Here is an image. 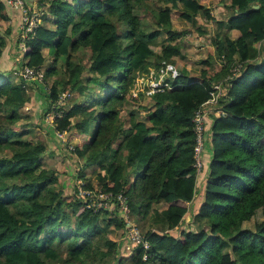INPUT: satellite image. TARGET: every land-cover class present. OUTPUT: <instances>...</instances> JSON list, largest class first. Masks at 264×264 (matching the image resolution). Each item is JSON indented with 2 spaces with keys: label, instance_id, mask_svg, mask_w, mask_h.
I'll list each match as a JSON object with an SVG mask.
<instances>
[{
  "label": "trees",
  "instance_id": "16d2710c",
  "mask_svg": "<svg viewBox=\"0 0 264 264\" xmlns=\"http://www.w3.org/2000/svg\"><path fill=\"white\" fill-rule=\"evenodd\" d=\"M155 1L157 9L152 0H42L47 16L27 40L22 64L43 67L47 81L59 75L62 62L61 77L45 96L47 110L62 93H77L82 101L64 107L53 130L43 121L44 130L53 137L55 129L66 131L77 141L83 170L95 166L91 176L79 172L87 188L124 193L125 213L138 225L157 210L166 232L145 231L148 251L138 246L131 255L121 253L120 235L129 230L125 218L116 210L87 209L75 191L66 195L56 170L42 164L46 144L29 138V125H17L30 95L0 75V264H264V219L254 229L245 227L259 210L264 218V0H213L231 13L219 21L212 0ZM9 12L0 0V23ZM144 13L148 26H142ZM198 15L216 26L215 55L203 57L192 74L175 65L187 31L174 28L173 17L209 35ZM9 34L0 33V57ZM160 37L165 39L156 52L152 45ZM45 50L51 56L47 68ZM86 51L88 63H76ZM163 63L178 70L169 79L172 88L132 94L138 75ZM218 83L224 114L212 115L207 127V182L195 216L203 225L173 234L184 224L204 172H195L192 118ZM127 104L137 113L124 116Z\"/></svg>",
  "mask_w": 264,
  "mask_h": 264
},
{
  "label": "built area",
  "instance_id": "2783aa9c",
  "mask_svg": "<svg viewBox=\"0 0 264 264\" xmlns=\"http://www.w3.org/2000/svg\"><path fill=\"white\" fill-rule=\"evenodd\" d=\"M6 4L20 12L21 19L19 24L18 35V49L20 54L25 53L26 42L36 36L37 29L41 24V17L45 14V7H42L38 3H29L27 0H6ZM24 59L22 60V62ZM237 70V69H236ZM235 73V72H234ZM178 70L171 64L163 63V66L159 70L150 69L149 73L138 75L135 81L144 77H148V82H143L141 87H138V91H132V94L137 95L140 91L146 96L157 91H163L164 88H172L169 83V79H174L178 75ZM20 76V84L24 89H28L32 83L39 85H45V71L41 67H33L26 64H22L21 69L18 71ZM50 92V91H49ZM48 92V93H49ZM224 93V89L221 84L214 85V91L211 94V98L204 102L195 112L192 118L193 132L195 137L194 147V167L197 176L204 170V163L202 154L206 147L207 141V127L212 115L219 116L224 114L219 108V98ZM69 93H62L58 100L52 105V110H49L46 114L45 121L51 125H54L56 119L63 117V108L65 107L66 100L69 97ZM56 137L61 140L69 153L75 155V145L72 140L69 139L66 131H59L55 129ZM60 141V142H61ZM73 191L76 196L83 202L85 207L90 210L100 211H119L120 215L125 218L129 230L123 238L119 239V248L121 253L131 255L133 249L138 246H142L145 251L150 249V243L146 237V233L140 229L138 225L130 221L125 213L127 206V198L124 193H113L105 191L101 187L96 186L94 188H87L85 186L84 177H81L79 172L77 173L73 182ZM147 253L143 255V260H147Z\"/></svg>",
  "mask_w": 264,
  "mask_h": 264
},
{
  "label": "crops",
  "instance_id": "0c3cea01",
  "mask_svg": "<svg viewBox=\"0 0 264 264\" xmlns=\"http://www.w3.org/2000/svg\"><path fill=\"white\" fill-rule=\"evenodd\" d=\"M41 1L42 0H27V2H29V3L35 2L38 4ZM9 9H10V12H9L10 19L8 21H3L0 23V33L1 34L6 35L7 30L10 29V34L6 38V41H7L6 46L3 50L2 56L0 57V75L6 76L10 73H13L14 78L12 79V82L16 83V84H20L21 80H20V76L18 75V71L21 69L22 63H20L18 61L17 56L18 57L20 56V59L22 62L23 55L18 53V50L16 49L17 42H15V41H16V39L18 40L19 24H20L21 15H20V12L16 9H13L11 7H9ZM51 19H53V18H51ZM197 19H198V17H197ZM207 22H211V21H207ZM50 23H51V20H50V22L47 23V25H49V27H53ZM198 25H200V24H198ZM203 26H206V25H203ZM199 35H201V34H199ZM205 35H207V34H204V36ZM256 44H258V45H256ZM254 46L256 48H258L259 43H255ZM15 49L17 51L16 54H15ZM44 53H45V56L47 57L48 56V50H45ZM77 55H76L75 60H74L76 63L84 60L82 58L81 54H77ZM82 63L85 64V61H83ZM61 65H62V63L58 64V68L60 69V73L58 76L56 75L53 77L54 80L61 77V74H62V69H61L62 66ZM214 70H217V69H215V67H214ZM6 77H8V76H6ZM32 85H34V84H30L29 88ZM36 87H37V90H29V88L26 90V92L31 97V101L26 103V105L24 106L23 111H22L23 113H21L22 118L18 122V124H20V125L17 124L21 128L25 125H29V128H30L29 133L30 134L34 132V129H31V128L36 127L38 129L39 122H37V121L40 118L39 117L40 116L39 111L42 110V106L44 103L43 101H39V100H41L39 97V94L44 93L43 89H40L43 87V85H41V86L37 85ZM46 94H47V92L45 91V93L43 95L44 101L46 99V97H45ZM71 100H72V102L74 100L75 101L76 100L82 101V97L79 96L77 93L71 92L68 99L66 100V104L69 105ZM30 110H33V111H30ZM71 121L73 122L72 119H71ZM47 126L52 130L54 129V125H50L51 127L49 125H47ZM43 131H45V130L43 129ZM43 131L40 130V133L38 134V139H37V140H41L42 142H44L47 146L46 153L41 157L42 164L47 169L56 170L57 175L59 176V182L62 186V189H63V186L67 185L66 182L69 181L70 185L66 186V189L69 190V188H73V182H74V179H75L77 173L81 172L83 170V168H82L83 163H84L83 159H85V158L84 157L83 158L76 157L77 161H75L76 159H68V160H64V162L62 161L60 164L56 163L54 161L55 160L54 159L55 153H57V155L62 154V156H65V155H63V154H65L64 152H66L68 154H71V153L68 152L66 147L62 144L63 142L61 140H59L56 137V135H54V137H53V135L48 136V134L46 135L45 133L43 135L42 134ZM29 138L32 139L30 136H29ZM56 160H58V159H56ZM208 162H209V156L207 157L206 167H207ZM72 163H74V164H72ZM94 168H95V166H89V167L85 168L83 170V174L85 176H89L92 173L90 171H93ZM59 169L65 171V172L59 173L57 171ZM206 182H207V176H206V172L204 170L202 177L198 179V183L196 185L195 198H194L193 202L191 203V205L189 206L188 213L184 217L185 222L179 228L175 229L174 232L180 233L181 230H183L185 228H194L193 225L191 224V221H189V220L193 216V214H195V216H196L198 213L199 206H200V204L203 200V197H204ZM150 216H154L155 218L161 217L162 223H161L160 227L164 226L163 229L166 228L164 225V221L162 219V216L157 210H154V212L150 213L147 221H149ZM197 220L201 221L198 218H197ZM201 222L203 223V221H201ZM133 223H135V222H133ZM183 225H184V227H183ZM196 227L198 228L199 226H196ZM159 229L151 228V231L158 232V233L166 232V229L162 230V231H160ZM144 231H148V230H144ZM167 232H169V231H167ZM178 233H176V234H178ZM125 234H126V232L121 234L120 238H123Z\"/></svg>",
  "mask_w": 264,
  "mask_h": 264
},
{
  "label": "rangeland",
  "instance_id": "374dc122",
  "mask_svg": "<svg viewBox=\"0 0 264 264\" xmlns=\"http://www.w3.org/2000/svg\"><path fill=\"white\" fill-rule=\"evenodd\" d=\"M152 2H153V6L152 7L154 9H157V7L160 4H158L155 0H152ZM210 5L212 6V12L211 13L213 14L214 20H216V21L226 20L231 15L230 10L227 7H225V4H223V3L218 4L217 2H214L212 0L210 2ZM44 16H47V11L46 10H45V14L41 17V20H42V18ZM142 21H143L142 22V26H148L150 24V21H148V18L145 16V13L143 14ZM197 21H198L197 22L198 24L206 25V27L209 28V32H210L209 35H205V36L204 35H199V33L196 31V29L193 26H191L189 23L184 21L182 18H180L178 16H174L173 17V26H174V28H176L178 31H187L186 34L184 35L183 40L180 41V44L182 46L183 56L180 57V58H175V60L177 61L175 65L178 68V70H179V67H182V66L188 67L190 73H192V74H197L199 72V70L201 68L200 61L203 59V57H206L209 54H214L215 55V46L211 42V37L216 32V26L212 22H207L205 20L204 15H199ZM231 35H232V37H235L236 34L231 32ZM164 39H165V37H160V38H158L155 41L154 45H152V48H153L154 51L157 52V51L160 50V48H161V46H162V44L164 42ZM15 42H17V39H16ZM17 45H18V43H17ZM256 45H258V44H256ZM16 49L19 50L18 46L16 47ZM16 49H15V54L17 52ZM88 55H89L88 51H86L85 55H83V53H82L81 56H82V58L84 60H82L81 62L85 61L87 59ZM17 58H18V61L20 63H22L21 59H20V56L19 57L17 56ZM47 60L48 61L45 64V68L49 67V65H50L49 61L51 60V56L49 54L47 56ZM87 63H88V61L85 62V64H87ZM214 67H215V69H219L220 68V64L218 62L214 64V66L210 70V74L211 75L215 72ZM6 76H8V78L11 81L14 78L13 73H10V74H8ZM85 78H86V76H83V79H85ZM147 78L148 77H146V76L144 77V79L140 78L137 81L136 86L131 89V92L132 91L137 92L138 91V87H141V84L143 82H145V83L148 82V84L151 85V83L147 80ZM53 80H54V78L48 79L46 81V84L43 85V87L40 88V89H43V92L46 91L48 93L50 91V87H51V84H52ZM29 90H37L36 85L30 86ZM43 95H44V93L43 94L42 93L39 94V97L41 99L39 101H43L44 102L43 104H46V101H44V99H43L44 98ZM71 102H72V100L70 101L69 105L71 104ZM66 106H67V104L65 103V107ZM43 107L44 106H42V109H43ZM137 110H138L137 106H133L131 104H127V106L122 108L121 112L125 116V115L131 114V113H137ZM30 111H33V110H30ZM47 112H48V110H47V104H46L44 110L39 111V114H40L39 117L40 118L37 121V122H39L38 129L36 127L31 128V129H34V132L29 134V136L33 140H35V139L37 140L38 139V134L40 133V130L43 131V129H45V126L43 125L44 122H45V124H47L49 126L51 125V124H49V123H47L45 121ZM127 124H128V122L126 123V125ZM18 125H20V124H18ZM44 133L46 135L48 134V136L52 135L51 130H47V131L45 130V131L42 132V134L44 135ZM72 143L76 146L77 141L76 140H72ZM116 146L117 145L114 144V147H116ZM64 153L65 154H63V155H65L64 156L65 158H63V160H56V156L57 155H55V157H54L55 160L54 161L56 163H58V164H60L62 161L64 162V160H68V159H76L75 161H77V158H76L77 156L76 155L68 154L66 152H64ZM58 156L60 157L62 155H58ZM83 161H85V159H83ZM72 164H74V163H72ZM57 171L59 173H64L65 172V171L60 170V169L57 170ZM90 172L93 173V171H90ZM66 184L67 185L63 186L64 192L68 196H71L72 193H73V188H69V190L66 189V186L70 185L69 181L66 182ZM263 219L264 218H263L262 212H261V210H259V211L256 212V215L252 219V221L245 224V227L248 228V229H254L255 223L256 222H261ZM189 221H191V224L193 225V227L200 226V225L202 226L203 225L201 221L197 220V218L195 217V214H193V216L190 218ZM161 223H162L161 217L155 218L154 216H150L149 221H146L145 223H142V224H139V225H138V223H136V225H138L140 227V229L142 231H144V230H151V228L159 229ZM183 227H184V225H183ZM172 232H173V234L178 233V232H174V231H172ZM118 236H119V234H118Z\"/></svg>",
  "mask_w": 264,
  "mask_h": 264
},
{
  "label": "water",
  "instance_id": "95a60500",
  "mask_svg": "<svg viewBox=\"0 0 264 264\" xmlns=\"http://www.w3.org/2000/svg\"><path fill=\"white\" fill-rule=\"evenodd\" d=\"M254 8H255V9H257V8H259V6H258V5H256V6H254Z\"/></svg>",
  "mask_w": 264,
  "mask_h": 264
}]
</instances>
